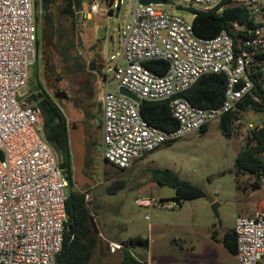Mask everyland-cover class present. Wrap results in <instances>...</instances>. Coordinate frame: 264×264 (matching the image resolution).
<instances>
[{"label": "built area", "instance_id": "obj_1", "mask_svg": "<svg viewBox=\"0 0 264 264\" xmlns=\"http://www.w3.org/2000/svg\"><path fill=\"white\" fill-rule=\"evenodd\" d=\"M131 1L132 22L115 65L119 81L109 83L104 75L99 91L102 157L119 170L234 111L253 93L256 81L264 80V0H187L190 6H204L203 11L220 6L222 12L227 5L250 10L252 25L233 23L232 33L222 31L211 39L197 36L193 22L155 9L161 5ZM114 3L119 8L120 3L109 0ZM35 9L36 0H0V264H58L64 244L68 182L42 136L43 117L19 101L30 67L41 57ZM100 11L99 0H89L86 17ZM151 62L167 63L168 69L158 74L148 67ZM209 74L226 77L219 108H199L181 96ZM121 88L140 102L169 101L177 129L167 132L151 125L141 116V103L122 95ZM260 183L264 186V175ZM136 203L150 207L155 200L144 197ZM234 231L237 264H261L264 207L254 217H238ZM107 243L111 253L124 249Z\"/></svg>", "mask_w": 264, "mask_h": 264}, {"label": "rangeland", "instance_id": "obj_2", "mask_svg": "<svg viewBox=\"0 0 264 264\" xmlns=\"http://www.w3.org/2000/svg\"><path fill=\"white\" fill-rule=\"evenodd\" d=\"M115 1L120 3L119 8L116 3L111 6L109 0H99L101 11L91 20L85 15L89 0H84L72 21L64 12L66 0H50L47 14L43 12L41 0H37L35 13L40 18L39 24L43 25L41 57L30 67L31 80L20 90V96L26 97L36 88L38 76L67 116L71 128L73 173L75 176L84 173L89 179L86 185L74 184L73 188L88 193L89 209L105 238L118 242L130 238L148 240V247L138 245L127 251L141 263L221 264L230 256L221 245L212 241L208 226L216 224L220 227L222 218L228 221L237 216L236 154L247 143L249 125L260 126L264 114L245 113L235 123L231 137L224 134L218 119L209 125L206 133L194 132L162 146L126 170L104 162L99 126L102 118L100 81L104 75L109 83L119 81L115 65L122 54V39L133 14L131 0ZM169 1L171 4L155 9L169 11L188 22L194 20L190 9H206L190 6L187 0ZM110 10L114 12L110 13ZM52 21L56 26L55 37ZM59 33L63 37L61 41ZM63 51L67 54L63 55ZM92 63L96 69L91 68ZM80 65L83 71L77 69ZM111 86L114 88L115 84ZM75 126L86 129L94 142L90 144L88 163L78 155L73 143L76 136L77 143L82 145L81 132L77 128L72 131ZM152 169L172 170L183 180L200 187L206 196L186 200L180 207L174 202L175 190L159 186L151 176ZM73 188L68 183L66 195ZM144 197L155 200V204L139 206L136 201ZM215 204H222V208H218L219 215L214 212ZM123 253L118 251L109 261L96 255L91 264H123L120 262Z\"/></svg>", "mask_w": 264, "mask_h": 264}, {"label": "trees", "instance_id": "obj_3", "mask_svg": "<svg viewBox=\"0 0 264 264\" xmlns=\"http://www.w3.org/2000/svg\"><path fill=\"white\" fill-rule=\"evenodd\" d=\"M83 3L84 0H66V9L64 12L72 21H74L75 18V11L81 10ZM219 8L220 6L207 11L190 9L191 12L195 14L193 28L197 36L204 39H211L222 31L232 33L233 23H247L252 25L254 22L249 19L250 10L247 7L227 5L222 12H219ZM110 13H113V10H110ZM36 20L39 25L37 39V47L39 49L43 45L41 37L43 25L41 26L39 24L40 18L38 16H36ZM54 26L55 23L52 21V35L55 37L56 26ZM58 36L59 38L61 37V41L63 37L61 34ZM239 36L240 35L236 34L237 38ZM51 41L53 44L52 39ZM62 54L66 55L67 53L63 51ZM147 65L158 74H164L168 69V64L164 62H151ZM157 65H160L161 68L157 69L155 67ZM91 68L96 69L97 67L92 63ZM77 69L83 71L81 65L78 66ZM225 88L226 77L224 75L209 74L201 77L193 87L184 92L181 96L187 99L192 105L199 108H219L224 99ZM19 101L33 107V109L38 111L43 117L42 136L53 149L58 159V168L64 171L67 182L72 185L73 188L75 186V181L73 158L70 147L71 128L67 116L54 97L48 93L45 86L40 82L38 76L36 88L29 91L26 97L20 96ZM139 108L141 116L151 125L167 132L177 129V122L171 114L169 101H142ZM251 111L264 114V80L256 81L253 93L240 102L234 111L220 119V126L224 134L227 137H231L235 130V123L238 122L245 113ZM101 127L102 125L100 122V128ZM208 128L209 126H205L200 133H206ZM249 131L250 135L247 137V143L235 160L238 188H240L238 178L241 174L248 175L252 180L254 179V183L251 185L252 188L261 186L260 178L264 175V121L260 126H256L254 130ZM151 176L159 186H167L175 190L174 202L180 207L186 200L199 199L206 196L205 192L200 187L183 180L179 174L172 170L152 169ZM87 195L88 193L77 191L74 188L70 194L67 195V221L64 227L63 250L57 259L58 264H90L95 256L101 238L97 224L95 223V218L89 209L90 203L87 200ZM120 244L124 247V249L121 250L124 253L122 259H119L120 262L123 264H146L141 263L138 258L133 257L127 251L138 245L148 247V240L130 238L126 241H121ZM223 244L229 253L236 255L237 240L234 230H230L226 233Z\"/></svg>", "mask_w": 264, "mask_h": 264}, {"label": "crops", "instance_id": "obj_4", "mask_svg": "<svg viewBox=\"0 0 264 264\" xmlns=\"http://www.w3.org/2000/svg\"><path fill=\"white\" fill-rule=\"evenodd\" d=\"M100 111L102 114V106H101ZM100 122L102 125V118H101ZM100 122H99V126H100ZM76 128H77L76 126L74 128H72V131L76 130ZM78 130L82 134V139H80L82 142V145L81 144L79 145L77 143V137L76 136L73 138V143H75V145L77 147L78 155L80 157H82V159L83 158L85 159V163H88V162H90L88 157L90 155L91 145L94 142H92L93 140L91 139L90 135L87 133L88 131L86 129L83 128V129H78ZM100 130H101V157H102V127L100 128ZM241 138H243V136H241ZM78 141H79V139H78ZM240 152H241V150L239 149L237 151L236 157ZM71 153H72V149H71ZM102 159H103V157H102ZM73 168H74V166H73ZM238 179H239L238 183H240V188H238V191H237L238 202L236 203V214H235L237 216H235L234 218H232L228 221H225V219L222 218L220 227H218L216 224H211L212 226H208V229L211 232L212 241L216 242L218 245H221L224 248V250H226V252H228V251L223 244V240H224V237L228 231L234 230L237 218L238 217H254L258 212L262 211V209L264 207V186L261 184V186L258 188H252L251 185H252V183H254V179L252 180V178H250L248 175L241 174ZM74 181H75L76 185L79 184L81 186H84L87 184V182H89V179L83 173L81 176H75L74 175ZM219 208L220 209L222 208V204H220ZM226 223H228V224H226ZM210 227H212V228H210ZM97 228H98V231L100 232V228L98 227V225H97ZM100 238H101V241H100V244L97 248L95 256L96 255L101 256L102 260L109 261V258L116 254V253H111L109 250V246H108L107 241H111V240H108L107 238H105L102 232H100ZM111 242L120 243L118 241H111ZM212 255H214V254H211V256ZM228 256H230V257L225 259L221 264H237L236 255L228 252ZM91 263H92V261H91Z\"/></svg>", "mask_w": 264, "mask_h": 264}, {"label": "water", "instance_id": "obj_5", "mask_svg": "<svg viewBox=\"0 0 264 264\" xmlns=\"http://www.w3.org/2000/svg\"><path fill=\"white\" fill-rule=\"evenodd\" d=\"M139 3L141 5L144 6H148L150 4H154V5H167V4H171V2L169 0H138ZM42 2V9L44 13H48L49 9H50V0H41ZM120 93L128 98H130L131 100H133L134 102L140 104V99L134 95L133 93H131L130 91H128L125 88H121L120 89ZM218 208H219V204H215L213 206L214 212L216 213V215H219L218 213Z\"/></svg>", "mask_w": 264, "mask_h": 264}]
</instances>
